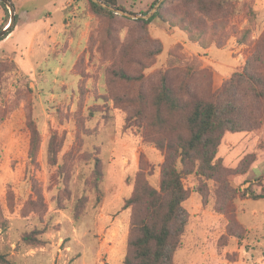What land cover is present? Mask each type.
<instances>
[{"label": "rangeland", "instance_id": "1", "mask_svg": "<svg viewBox=\"0 0 264 264\" xmlns=\"http://www.w3.org/2000/svg\"><path fill=\"white\" fill-rule=\"evenodd\" d=\"M9 1L15 20L0 41V251L15 264H123L130 214L123 201L140 163L157 187L163 162L139 125L126 122V111L109 99L106 70L125 65L144 74L143 90L161 73L172 85L190 74L197 95L233 98L248 112L259 106L257 128L222 137L220 177L183 175L185 231L172 264H264V198L249 197L264 189V105L247 85L230 84L264 29V0H221L227 27L207 46L158 18L144 29L119 14L96 15L88 0L64 9L58 5L65 0ZM118 1L140 13L154 0ZM1 2L4 29L10 14ZM164 9L181 11V2L169 1ZM44 14L46 26L39 19ZM250 25L240 43L242 28ZM125 46L131 55L121 62ZM30 125L38 132L34 161L28 157ZM95 163L102 172L99 191L93 186ZM25 233L39 243H26Z\"/></svg>", "mask_w": 264, "mask_h": 264}, {"label": "trees", "instance_id": "2", "mask_svg": "<svg viewBox=\"0 0 264 264\" xmlns=\"http://www.w3.org/2000/svg\"><path fill=\"white\" fill-rule=\"evenodd\" d=\"M101 1L125 10L118 0ZM169 1L175 0H163L148 19L132 20L142 22L146 29L151 19L158 18L182 30L190 41L203 46L216 41L227 27L223 15L226 11L221 0H177L181 2V11L165 10L164 5ZM88 2L91 12L96 15H117L91 0ZM12 25L8 27L7 23V31L0 36V41L10 33ZM251 31V25L242 28L238 41L245 43ZM156 51L158 53L159 49ZM130 55V46L123 47L121 62H125ZM134 62L142 64L138 60ZM106 74L109 99L126 111V122L139 125L144 140L163 156L157 187L148 182L140 163L133 178L132 191L123 201L122 207L130 208L123 264H172L174 252L185 231L181 203L188 197V191L182 182L183 175L194 174L208 180L220 177L223 168L217 152L222 137L226 132L257 128L262 112L259 106L248 112V108L245 110L233 98L218 99L215 93L195 94L190 89V74L178 85H172L166 74L161 73L147 90L140 88L144 74L136 67L111 65ZM236 82L247 85L255 100L264 105V29L250 56L245 59L241 72L231 77L232 88L236 87ZM114 83L137 85V90L133 93L120 91ZM230 90L231 87H227V91ZM243 110L248 112L245 117ZM29 130L28 157L34 161L38 132L33 125L29 126ZM48 151L53 161L55 151L52 145ZM101 177L100 166L95 163L93 186L96 191L100 189ZM249 197L264 198V189L258 194L250 193ZM23 240L31 246L39 243L30 233H25ZM0 264H15V261L7 252L0 251Z\"/></svg>", "mask_w": 264, "mask_h": 264}, {"label": "water", "instance_id": "3", "mask_svg": "<svg viewBox=\"0 0 264 264\" xmlns=\"http://www.w3.org/2000/svg\"><path fill=\"white\" fill-rule=\"evenodd\" d=\"M2 2H4L6 4V6L9 8V21H8V27L11 26L13 24V20H14V8L13 5L11 4V2L9 0H1ZM92 2L100 5L103 8H106L116 14H119L121 16H125L131 19H148L149 17H151L154 12L157 10L158 6L160 5V3L163 0H157L153 6L150 8L149 11H147L146 13H135V12H130V11H126L117 7H112L110 5H107L106 3L102 2L101 0H91ZM4 31H7V28H4L0 31V36H2L4 34Z\"/></svg>", "mask_w": 264, "mask_h": 264}, {"label": "crops", "instance_id": "4", "mask_svg": "<svg viewBox=\"0 0 264 264\" xmlns=\"http://www.w3.org/2000/svg\"><path fill=\"white\" fill-rule=\"evenodd\" d=\"M119 2V1H118ZM66 4H72L73 5V8H76L77 5H78V0H65L64 2H62L61 4L58 5V8H61V9H64V7L66 6ZM27 16L26 18H28V15H27V11H22V16ZM25 19V18H24ZM29 19V18H28ZM40 21L45 24L44 26H46V24L48 23V17L46 14L42 15L40 18ZM41 29L44 30V27H42Z\"/></svg>", "mask_w": 264, "mask_h": 264}]
</instances>
